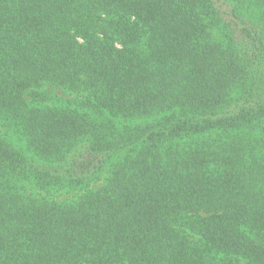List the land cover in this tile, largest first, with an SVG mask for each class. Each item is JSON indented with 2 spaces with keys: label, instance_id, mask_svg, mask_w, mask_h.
<instances>
[{
  "label": "trees",
  "instance_id": "trees-1",
  "mask_svg": "<svg viewBox=\"0 0 264 264\" xmlns=\"http://www.w3.org/2000/svg\"><path fill=\"white\" fill-rule=\"evenodd\" d=\"M0 264H264V0H0Z\"/></svg>",
  "mask_w": 264,
  "mask_h": 264
},
{
  "label": "rangeland",
  "instance_id": "rangeland-1",
  "mask_svg": "<svg viewBox=\"0 0 264 264\" xmlns=\"http://www.w3.org/2000/svg\"><path fill=\"white\" fill-rule=\"evenodd\" d=\"M217 37L219 38L218 35H217ZM54 94H56L58 97H60L61 99H64V100L71 99V100H76V102H78L80 100L79 96L76 97L74 95H70L67 92H63L61 89H54ZM12 143L15 146H20L21 145L20 141H18L16 138H12ZM100 184H101V182L93 185V187L97 188ZM27 189H28L27 190V194L32 196V197H36V199H38V200H39V198L46 197V198H48V200L49 199H53V200H56V201L65 202V201L72 200L74 198V196H75L74 192L66 193V191H64V190H61V191H59L57 193L53 192L52 195L46 196L43 192L38 190L36 187L28 186Z\"/></svg>",
  "mask_w": 264,
  "mask_h": 264
}]
</instances>
